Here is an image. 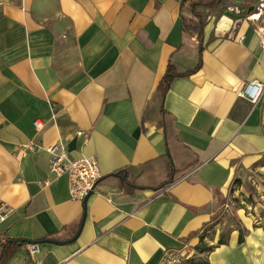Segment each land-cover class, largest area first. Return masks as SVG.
Segmentation results:
<instances>
[{"label": "crops", "instance_id": "obj_1", "mask_svg": "<svg viewBox=\"0 0 264 264\" xmlns=\"http://www.w3.org/2000/svg\"><path fill=\"white\" fill-rule=\"evenodd\" d=\"M183 1L0 0V203L14 209L0 255L25 241L0 264H159L184 247L186 264H264V215L238 210L226 241L208 235L236 179L264 175V94L238 95L264 81L257 0L201 7V47L182 30ZM170 59L188 74L162 99ZM56 144L97 157L87 203L51 173Z\"/></svg>", "mask_w": 264, "mask_h": 264}, {"label": "built area", "instance_id": "obj_2", "mask_svg": "<svg viewBox=\"0 0 264 264\" xmlns=\"http://www.w3.org/2000/svg\"><path fill=\"white\" fill-rule=\"evenodd\" d=\"M241 12L238 6L233 9ZM249 17L259 22L258 33L264 47V0H257L248 13ZM264 94V81L252 80L246 82L240 89L238 95L249 102L256 104ZM35 126L41 128L40 121H35ZM35 148L34 145H28ZM51 154L50 171L56 177L66 176L72 199L84 201L91 192L98 188L103 177L100 164L95 156L72 158L62 144H56L46 149ZM14 209L7 203H0V223L5 222L13 213ZM195 251L191 247L170 250L165 253L159 264H186Z\"/></svg>", "mask_w": 264, "mask_h": 264}, {"label": "rangeland", "instance_id": "obj_3", "mask_svg": "<svg viewBox=\"0 0 264 264\" xmlns=\"http://www.w3.org/2000/svg\"><path fill=\"white\" fill-rule=\"evenodd\" d=\"M235 1L237 0H230L228 4L236 3ZM200 8L201 7L198 8V11ZM185 15L188 19L195 21L187 5L185 7ZM255 173L248 170L242 178L236 179V182L230 190V196H228V207H224V209L220 210L216 215L220 225H218L216 229L211 230L210 234H208L211 240L214 238L216 232L221 231L222 234L219 241H226L228 233L232 230L234 224L238 222V210L246 213L254 223L256 219L252 217L253 214L255 216L264 215V175H262L261 172ZM208 243H202L201 247H210ZM211 245L210 248L216 244Z\"/></svg>", "mask_w": 264, "mask_h": 264}, {"label": "trees", "instance_id": "obj_4", "mask_svg": "<svg viewBox=\"0 0 264 264\" xmlns=\"http://www.w3.org/2000/svg\"><path fill=\"white\" fill-rule=\"evenodd\" d=\"M223 0H184L182 4V20H181V26L182 30L191 36H196L199 40L200 47L203 44V35H204V27H205V21L201 13L198 11L199 7H206V8H217L222 4ZM187 5V8L190 10L192 17L195 21L190 20L185 15V7ZM188 73L180 72L176 63L170 59L166 73L161 80L158 91L161 93L162 99L165 98L167 92L169 91V88L172 84V82L181 76H185ZM162 114L164 118V128L166 135L169 137L171 131H172V124L171 122L172 117L168 115V112L162 107ZM25 241L17 240V239H10L7 241V243L2 244V252L0 255V263H3L7 261L16 251L17 249L23 245ZM219 243H222L220 241ZM200 251L208 250L206 247H199ZM199 264H206L205 262H200Z\"/></svg>", "mask_w": 264, "mask_h": 264}, {"label": "water", "instance_id": "obj_5", "mask_svg": "<svg viewBox=\"0 0 264 264\" xmlns=\"http://www.w3.org/2000/svg\"><path fill=\"white\" fill-rule=\"evenodd\" d=\"M116 175L121 177L122 179H125L124 175H122L121 173H117ZM92 193L93 192L89 193V195L84 199V203H87V201H88L89 197L92 195ZM85 219H86V214H84V216H83L82 225H83ZM32 244H36V242L32 241Z\"/></svg>", "mask_w": 264, "mask_h": 264}, {"label": "bare ground", "instance_id": "obj_6", "mask_svg": "<svg viewBox=\"0 0 264 264\" xmlns=\"http://www.w3.org/2000/svg\"><path fill=\"white\" fill-rule=\"evenodd\" d=\"M223 22V21H222ZM221 25V24H220ZM228 28V27H227Z\"/></svg>", "mask_w": 264, "mask_h": 264}]
</instances>
